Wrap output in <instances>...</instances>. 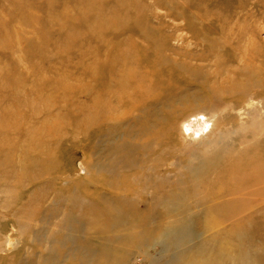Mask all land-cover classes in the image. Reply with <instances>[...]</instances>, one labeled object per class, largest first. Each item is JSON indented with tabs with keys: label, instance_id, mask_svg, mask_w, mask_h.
<instances>
[{
	"label": "rangeland",
	"instance_id": "374dc122",
	"mask_svg": "<svg viewBox=\"0 0 264 264\" xmlns=\"http://www.w3.org/2000/svg\"><path fill=\"white\" fill-rule=\"evenodd\" d=\"M21 1L0 0V264H264L262 199L250 196V214H210V201L186 194L187 179L211 164L210 150L264 145V0H50L49 16L33 3L27 22L14 10ZM159 52L175 77L163 86L170 107L161 86L151 89L162 99L150 121L165 124L170 112L176 159L164 157L159 169L136 165L142 183L154 180L148 195L178 194L160 202L146 195L154 210L100 195L88 211L77 198L101 163L87 141L98 91L89 68L110 55L113 73L123 65L140 72ZM233 72L247 81L243 99L215 96ZM110 101L113 114L126 110ZM35 169L53 171L56 185L19 190ZM52 187H69L76 200L68 204Z\"/></svg>",
	"mask_w": 264,
	"mask_h": 264
},
{
	"label": "bare ground",
	"instance_id": "6f19581e",
	"mask_svg": "<svg viewBox=\"0 0 264 264\" xmlns=\"http://www.w3.org/2000/svg\"><path fill=\"white\" fill-rule=\"evenodd\" d=\"M33 3L46 7L45 11L49 13L48 16L53 9L50 0H22L14 10L23 13L31 8ZM22 17V21H28V19L25 20V13ZM115 63H117L116 60H111L110 55H106L104 59L89 68L90 76L98 91L97 94H91V104L88 108L87 141L89 144H95L90 150L92 153L98 154L101 163L99 166L97 165L96 171L90 174L87 184H84L85 187L80 190L84 197L77 198V204H85L84 209L93 211L95 206L91 205L89 199L102 195L117 200L123 208L127 202H140L146 206L147 210H154V206H151L146 197L147 190L152 188L150 183L154 180L142 183L144 175L141 168L137 169L136 164L138 162L148 163L152 164L155 169H159L164 165V157L176 159L173 151L176 144L175 138L170 132L172 127L170 112H165V124L161 120L157 123L150 121V111H153L154 105L161 102L162 99L160 95H153L151 89L153 86H161V95L165 97L164 103L170 107L168 103L170 94L163 86L168 83L170 78L175 77V73L169 68L161 67L169 63V59L162 56L161 52L150 57L147 60L149 68L140 72L130 71L126 65H123L117 73H113ZM94 73L96 79H94ZM115 75L118 81L114 79ZM241 80L239 73L236 72L232 79L228 78L220 84L222 87L218 88L215 96L224 99L236 97L242 100L247 92V81ZM110 83L113 84L112 89H115L113 94ZM144 83H147L146 87H143ZM111 97L115 98L118 106L122 105L126 108L123 113L120 114L118 107L116 114H113L115 110L108 108L107 103L111 102ZM106 111H110V114H107ZM134 114L137 115L134 116ZM197 116L198 123H201L200 119L202 118L205 120V117ZM159 124H161L160 129L155 130ZM180 133L182 134V132ZM145 134L149 135L145 136ZM143 136L145 138H142ZM187 137L189 138V135ZM178 140L180 141V139ZM115 141L116 145L111 148L110 144ZM246 142L240 140L236 149L230 147L219 152L215 149L210 150L208 157L211 164L203 170L202 175H194L187 179L189 183L193 184H189L186 194L199 196L201 201L203 199L210 201V214H250L253 210L255 211L250 205V196L254 197L253 199H262L261 201L264 202V145L259 148L247 149V144L244 145ZM241 146L242 148H240ZM109 152L114 154L107 155ZM121 153L123 156L118 157ZM103 160H107V162L103 163ZM252 173H254L255 180L252 188L247 189V180L252 178ZM197 176L202 178L199 179ZM56 180L57 175L53 171L35 169L27 171L25 177L19 179L17 184L19 190L22 189L25 182L37 187L41 185V188L46 189L44 187H49L51 184L55 186ZM225 186L230 187L226 188ZM52 189L55 190L56 196H59L61 200H66L68 204L72 199L76 200L69 187L65 191L61 187H52ZM177 194L159 189L150 193L148 198L160 202ZM115 206L116 211L119 210V207ZM68 208H71V212L78 209V207L74 208L69 205ZM101 210L102 214H111L109 207H102ZM128 210L131 214L140 212L135 207H130ZM246 223L239 222V225L243 224L242 226H244ZM233 232L236 233L237 230L234 229Z\"/></svg>",
	"mask_w": 264,
	"mask_h": 264
}]
</instances>
